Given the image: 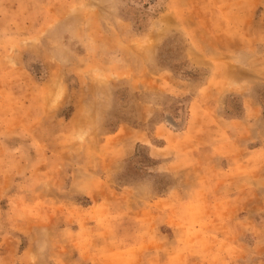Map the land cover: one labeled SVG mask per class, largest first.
<instances>
[{"label": "rangeland", "instance_id": "1", "mask_svg": "<svg viewBox=\"0 0 264 264\" xmlns=\"http://www.w3.org/2000/svg\"><path fill=\"white\" fill-rule=\"evenodd\" d=\"M0 264H264V0H0Z\"/></svg>", "mask_w": 264, "mask_h": 264}]
</instances>
